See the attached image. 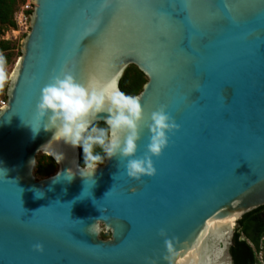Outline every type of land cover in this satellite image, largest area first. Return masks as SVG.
Segmentation results:
<instances>
[{
  "label": "water",
  "instance_id": "obj_1",
  "mask_svg": "<svg viewBox=\"0 0 264 264\" xmlns=\"http://www.w3.org/2000/svg\"><path fill=\"white\" fill-rule=\"evenodd\" d=\"M33 2L0 107V264H234L264 207V0ZM95 123L103 162L81 165Z\"/></svg>",
  "mask_w": 264,
  "mask_h": 264
},
{
  "label": "trees",
  "instance_id": "obj_2",
  "mask_svg": "<svg viewBox=\"0 0 264 264\" xmlns=\"http://www.w3.org/2000/svg\"><path fill=\"white\" fill-rule=\"evenodd\" d=\"M14 5H16V0H0V30L13 26L12 13ZM7 49L6 43L0 41V52ZM145 82L144 75L136 67L129 66L119 81V88L124 95L134 96L139 93ZM107 136V127L103 123H95L80 136L78 146L81 165L87 162H101L107 147ZM45 158H47V164L40 165L38 162L36 166V173L41 177L45 176L55 166L50 158ZM262 210H264V207L253 210L238 221L239 226L234 232L233 244L230 248L234 264H255L254 250L245 240L239 238L242 234H247L246 223L248 224L252 219L256 220L253 224L257 223L258 227L256 228L260 229L258 235L263 232L264 226L261 228L260 218V215L264 214L261 213ZM258 238L255 237L252 240L256 243Z\"/></svg>",
  "mask_w": 264,
  "mask_h": 264
},
{
  "label": "rangeland",
  "instance_id": "obj_3",
  "mask_svg": "<svg viewBox=\"0 0 264 264\" xmlns=\"http://www.w3.org/2000/svg\"><path fill=\"white\" fill-rule=\"evenodd\" d=\"M15 9H16V5H14V11L12 13V21H13ZM13 29H14V23L13 26L7 27L6 29L2 28L0 30V41H4L8 48L6 51L0 52V105L2 102L5 103V89L8 84V80L12 74V71L16 65L17 58L20 55L19 42L22 37H17L16 31L13 34L12 31ZM45 157L46 156L41 153L36 154V166L38 162L40 165L47 164V158ZM36 166L33 169V173L37 179L42 178L36 173ZM55 169H56V165L52 167V169L49 170L45 176L53 174ZM240 238L245 239L243 235H241ZM256 257L260 258V254L257 253Z\"/></svg>",
  "mask_w": 264,
  "mask_h": 264
},
{
  "label": "flooded vegetation",
  "instance_id": "obj_4",
  "mask_svg": "<svg viewBox=\"0 0 264 264\" xmlns=\"http://www.w3.org/2000/svg\"><path fill=\"white\" fill-rule=\"evenodd\" d=\"M102 160H103V158H102ZM102 162L99 161V162H87V163L101 164ZM261 213H264V210H262ZM260 218H261V228H262L264 226V214H261ZM254 221H256V220L252 219L250 222H248V224L246 223V227H247L246 233L247 234H244V235L242 234L245 239H241V238H239V239L245 240L251 246V248L253 250H255L254 251L255 264H264V230L261 234L258 235V230H260V229L256 228V227H258L257 223L253 224ZM255 237H259L256 240V243L252 240ZM232 243H233V239H232ZM257 253L260 254V258L256 257Z\"/></svg>",
  "mask_w": 264,
  "mask_h": 264
},
{
  "label": "built area",
  "instance_id": "obj_5",
  "mask_svg": "<svg viewBox=\"0 0 264 264\" xmlns=\"http://www.w3.org/2000/svg\"><path fill=\"white\" fill-rule=\"evenodd\" d=\"M34 9L33 0H16V9L13 16L14 29L13 34L17 37H23L29 30V17ZM4 105L1 103L0 107Z\"/></svg>",
  "mask_w": 264,
  "mask_h": 264
},
{
  "label": "bare ground",
  "instance_id": "obj_6",
  "mask_svg": "<svg viewBox=\"0 0 264 264\" xmlns=\"http://www.w3.org/2000/svg\"><path fill=\"white\" fill-rule=\"evenodd\" d=\"M234 223H235V220H233L232 222H230L228 225L229 227H233L234 226Z\"/></svg>",
  "mask_w": 264,
  "mask_h": 264
},
{
  "label": "clouds",
  "instance_id": "obj_7",
  "mask_svg": "<svg viewBox=\"0 0 264 264\" xmlns=\"http://www.w3.org/2000/svg\"><path fill=\"white\" fill-rule=\"evenodd\" d=\"M236 230V229H235ZM235 232V231H234Z\"/></svg>",
  "mask_w": 264,
  "mask_h": 264
}]
</instances>
